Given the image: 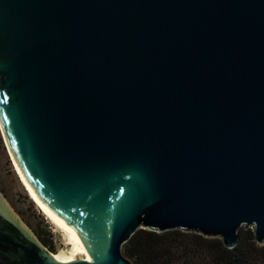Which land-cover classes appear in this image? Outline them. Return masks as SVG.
I'll use <instances>...</instances> for the list:
<instances>
[{"label": "water", "instance_id": "obj_1", "mask_svg": "<svg viewBox=\"0 0 264 264\" xmlns=\"http://www.w3.org/2000/svg\"><path fill=\"white\" fill-rule=\"evenodd\" d=\"M0 123L90 252L56 257L0 189V264H134L140 228L264 244V0H0Z\"/></svg>", "mask_w": 264, "mask_h": 264}, {"label": "trees", "instance_id": "obj_2", "mask_svg": "<svg viewBox=\"0 0 264 264\" xmlns=\"http://www.w3.org/2000/svg\"><path fill=\"white\" fill-rule=\"evenodd\" d=\"M33 229L51 251L54 236L42 216ZM123 253L134 264H264V244L256 240L252 227L242 226L239 241L229 248L220 237H208L180 229L155 231L140 228L123 245Z\"/></svg>", "mask_w": 264, "mask_h": 264}, {"label": "rangeland", "instance_id": "obj_3", "mask_svg": "<svg viewBox=\"0 0 264 264\" xmlns=\"http://www.w3.org/2000/svg\"><path fill=\"white\" fill-rule=\"evenodd\" d=\"M0 189L6 194L11 206L20 214L23 220L33 229L40 222L38 215L42 216L45 223L54 236L56 250L53 253L59 254L68 250L65 236L58 228L46 218L30 197L29 193L20 181L16 172L14 160L9 151L7 140L0 123ZM253 228V227H252ZM81 256H79L80 258Z\"/></svg>", "mask_w": 264, "mask_h": 264}, {"label": "bare ground", "instance_id": "obj_4", "mask_svg": "<svg viewBox=\"0 0 264 264\" xmlns=\"http://www.w3.org/2000/svg\"><path fill=\"white\" fill-rule=\"evenodd\" d=\"M7 145H8V142H7ZM8 147H9V145H8ZM9 151H10V148H9ZM10 153H11V151H10ZM11 156H12V153H11ZM12 158H13V156H12ZM13 160H14V158H13ZM14 164L16 167V172L20 178V181L23 184V186L25 187V189L27 190V192L29 193L32 200L38 206V208L40 209L42 214L44 216H46V218L49 219V221L52 222L58 228V230L63 233V235L66 238L67 245L70 246L68 250H63L59 254L54 253L55 256L64 260V261H68L72 258L78 259L79 256H81L80 258L90 259L89 250L71 232H69L61 224V222L56 218V216L53 213H51L50 211H48L45 208V206L42 204V202L38 199V197L34 194V192L31 190V188L25 182L24 178L22 177V175H21V173H20V171L16 165L15 160H14Z\"/></svg>", "mask_w": 264, "mask_h": 264}, {"label": "flooded vegetation", "instance_id": "obj_5", "mask_svg": "<svg viewBox=\"0 0 264 264\" xmlns=\"http://www.w3.org/2000/svg\"><path fill=\"white\" fill-rule=\"evenodd\" d=\"M34 230V229H33ZM35 231V230H34ZM36 233V232H35ZM37 234V233H36ZM38 235V234H37ZM39 237V235H38ZM40 238V237H39ZM41 239V238H40ZM41 241L43 242V240L41 239ZM44 243V242H43ZM44 245L48 248V246L44 243ZM49 249V248H48Z\"/></svg>", "mask_w": 264, "mask_h": 264}]
</instances>
